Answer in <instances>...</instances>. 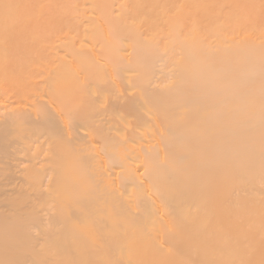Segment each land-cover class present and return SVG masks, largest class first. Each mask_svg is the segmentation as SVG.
<instances>
[{
	"label": "bare ground",
	"instance_id": "bare-ground-1",
	"mask_svg": "<svg viewBox=\"0 0 264 264\" xmlns=\"http://www.w3.org/2000/svg\"><path fill=\"white\" fill-rule=\"evenodd\" d=\"M0 264H264V0H0Z\"/></svg>",
	"mask_w": 264,
	"mask_h": 264
}]
</instances>
